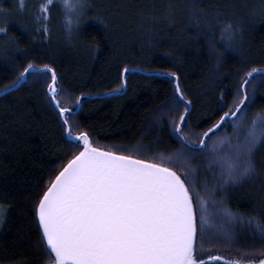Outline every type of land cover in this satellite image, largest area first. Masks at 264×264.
Listing matches in <instances>:
<instances>
[{
  "label": "trees",
  "instance_id": "16d2710c",
  "mask_svg": "<svg viewBox=\"0 0 264 264\" xmlns=\"http://www.w3.org/2000/svg\"><path fill=\"white\" fill-rule=\"evenodd\" d=\"M77 10L60 0H0V28L7 29L0 36V205L5 210L0 264H53L55 254L45 251L35 225L34 204L79 149L66 142L48 100L50 76H29L11 87L29 62L52 65L62 107L74 108L81 97V107L68 117L73 134L87 132L93 146L106 151L128 149L126 155L158 162L159 154L181 147L171 135L172 122L179 121L188 102L184 131L198 144L195 134L224 112L237 111L244 80L249 81L247 106L214 129L207 142L221 139L218 150L226 153L254 119H264V0H87L79 16ZM229 24L235 31L231 39L225 31ZM171 72L177 76L170 78ZM177 83L185 98L180 104L174 99ZM209 155L208 150L191 153L188 169L194 191L204 196L206 228L212 230L195 258L202 264L258 262L264 259L256 227V221L264 225V144L255 151V173L223 190L218 165L212 172L207 166ZM221 204L245 219L228 223L218 213L212 216ZM221 228L233 238L208 239ZM208 256L225 260L208 261Z\"/></svg>",
  "mask_w": 264,
  "mask_h": 264
},
{
  "label": "snow or ice",
  "instance_id": "6c2138e0",
  "mask_svg": "<svg viewBox=\"0 0 264 264\" xmlns=\"http://www.w3.org/2000/svg\"><path fill=\"white\" fill-rule=\"evenodd\" d=\"M84 7L77 10V16ZM225 31L228 37L232 36L230 24L225 26ZM44 32L47 39L46 27ZM6 34V27L0 28V36ZM247 75L251 77L254 72ZM29 76L37 79L50 76L48 100L57 112L62 135L67 143L79 145L78 151L56 172L34 204L35 225L40 230L45 251L55 254L53 264H202L195 258L196 249L212 230L206 228L209 212L203 197L194 191L188 179V169L193 167L191 153L208 150L209 166L219 167V190L242 183L255 173V151L264 144V119H254L243 139L229 143L226 153H220L216 144L207 142L214 129L219 130L222 122L235 118L238 111L244 110L242 106H247L249 81L239 85L238 103L234 104L237 111L224 112L206 131L195 134L198 144L184 131L191 112L188 102L179 114V121L172 122L171 135L181 147L159 154L155 162V158L126 155L128 149L106 151L103 147H94L87 132L74 135L68 117L81 107V97H76L72 109L61 106L57 94L62 89L55 87L57 74L50 64L37 67L29 62L11 87L26 82ZM176 76V72L170 73V78ZM175 93L178 94L174 96L176 103H184L179 83L175 85ZM136 151L139 154L140 148ZM4 211L0 205V224L5 219ZM214 212L228 223L245 219L243 213L223 204ZM248 219L256 221L253 216ZM256 227L264 240V225L256 221ZM233 235L221 228L208 239L231 240ZM214 259L224 257H207L208 261ZM229 264H264V259Z\"/></svg>",
  "mask_w": 264,
  "mask_h": 264
},
{
  "label": "clouds",
  "instance_id": "9594fccd",
  "mask_svg": "<svg viewBox=\"0 0 264 264\" xmlns=\"http://www.w3.org/2000/svg\"><path fill=\"white\" fill-rule=\"evenodd\" d=\"M60 2H61V4L63 6H65V7H71L72 9L76 10V9H79L80 7L86 5L87 0H60ZM226 35H227V32H226ZM234 36H235V31L233 30V34L229 38L230 39L231 38H234Z\"/></svg>",
  "mask_w": 264,
  "mask_h": 264
},
{
  "label": "rangeland",
  "instance_id": "374dc122",
  "mask_svg": "<svg viewBox=\"0 0 264 264\" xmlns=\"http://www.w3.org/2000/svg\"><path fill=\"white\" fill-rule=\"evenodd\" d=\"M68 9H72L71 7H67ZM56 87V86H55ZM57 88V87H56ZM210 144H216L217 145V147H219V146H221L222 145V142H221V139L216 143H210ZM209 168H210V172H212L213 170H214V167H215V164L214 165H212V166H209V162H208V165H207ZM213 176V175H212ZM201 197H203L204 198V196H201ZM215 212H214V210L212 211V216H215ZM223 260H225V259H223ZM226 261H227V259H226ZM227 262H230V261H227ZM231 262H236L235 260H232Z\"/></svg>",
  "mask_w": 264,
  "mask_h": 264
}]
</instances>
